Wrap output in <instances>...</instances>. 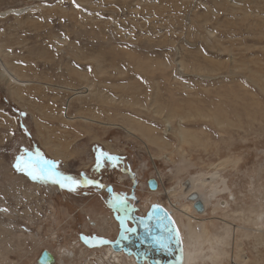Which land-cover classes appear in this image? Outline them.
<instances>
[{"label":"rangeland","instance_id":"obj_1","mask_svg":"<svg viewBox=\"0 0 264 264\" xmlns=\"http://www.w3.org/2000/svg\"><path fill=\"white\" fill-rule=\"evenodd\" d=\"M22 149L80 186L16 171ZM207 173L192 210L229 225L220 264H264V0H0V264H83L103 248L81 235L117 238V197L144 216Z\"/></svg>","mask_w":264,"mask_h":264},{"label":"bare ground","instance_id":"obj_2","mask_svg":"<svg viewBox=\"0 0 264 264\" xmlns=\"http://www.w3.org/2000/svg\"><path fill=\"white\" fill-rule=\"evenodd\" d=\"M230 155H232V154H230ZM225 158H227V156ZM219 160L217 161V164H214V165L211 164V166H207V168L209 167L214 173H218V171H220L221 169L223 170V168H225L226 166L222 165L221 164L222 162H220ZM235 161L236 160H234L232 162H230V161H225V162L227 164H231V166L228 165L231 168L232 165L236 164ZM238 161L239 160L237 159L236 162H238ZM227 164H225V165H227ZM235 166H237V165H235ZM229 169H226V170L228 171ZM211 177L214 178V176L209 175L207 173V175L204 177H201L199 179V181L190 182L189 180H187L185 183L188 182L189 187L186 188L184 186L185 185V183H184L183 184V187H184L183 192H180V190L182 191V189H180L178 191L179 194H177V196L179 195L180 198L186 197V200H188V201H186L183 204L180 203V204H178V206L170 205L171 208L170 207L168 208V206L167 207L165 206L166 210L171 213L172 217L176 221V224L178 226V230L180 232L181 255H180V259L177 260V264H220L221 261H219V259L225 253V248L227 247V245L225 246L226 242L223 240H226V241L228 240L227 238H228V235L230 233H228L227 228H230L229 225L227 224L228 226H225L226 228L221 226V227H219L220 229L217 232L210 233L208 231L207 227L211 223L208 221V225L205 224L204 220H202V218L199 217L200 214H197L200 212H197L193 208V200L188 199V196L191 193H198L196 191L201 189L202 195L204 196V199L206 202V207L210 206V204L212 202V198L215 195L214 191L216 190L217 185L212 184L211 181L206 182V181H203L201 179L202 178L209 179ZM162 206H163V204H162ZM192 209H194V211L197 213H195ZM212 209H213V207H212ZM174 211L178 212V215L180 214L181 218L176 216ZM252 216H253V214H252ZM221 218L219 217V219H221ZM195 222H196V224H194ZM198 224H199V226H198ZM224 224H226V223H224ZM255 224L259 227V230L264 231V216L262 213L259 214V216L256 218ZM195 225L197 228H195ZM234 226H236V225H234ZM238 228H240V227H238ZM258 232H260V231H258ZM101 247L103 248V251H101L99 256H96V252H94V251H88L90 249H84L85 251L84 250L81 251V254L85 258V260H87V261L83 260L84 263L85 264H148V262H146V261H140L139 262L133 253H128L124 249H114L111 246V244H105V245H102ZM182 250H183V252H182ZM228 252H229V249H228ZM62 253L63 254L58 255V258H59V260L57 259L58 261L55 259L56 264H66L67 263V262H65L66 259H68L70 256H71L70 258L75 256V255H73V253H71L69 255L67 253H64V252H62ZM53 254H54V252H53ZM223 257H225V256H223ZM226 258H228V256ZM90 259H93V260L96 259V262L89 261Z\"/></svg>","mask_w":264,"mask_h":264},{"label":"water","instance_id":"obj_3","mask_svg":"<svg viewBox=\"0 0 264 264\" xmlns=\"http://www.w3.org/2000/svg\"><path fill=\"white\" fill-rule=\"evenodd\" d=\"M147 184L151 190H155L158 186L155 178H149ZM184 186L186 188L189 187V183H185ZM188 199L193 200V208L197 212H204L205 206L198 193H191ZM114 210L119 213L117 220L120 224V228L117 238L114 241H110L100 235H81L80 238L84 244L90 247L111 244L114 249H124L128 253H133L139 262L144 261V257H146L152 264L153 260L156 259L172 262L173 252L175 251V247H177L178 250L176 251V255L180 259L181 240L178 226L171 213L168 212L164 206L161 204H152L146 217L137 216L134 212V207L128 205L124 201L123 204H117ZM121 221H123V225ZM128 221L135 223L134 228L127 225ZM177 232L179 233L178 237L176 235ZM160 235L170 240L171 248L167 249L164 257H162L161 254L157 256L155 252L151 254V252L147 251L148 242L151 239H156ZM96 237H102L106 242L102 244L97 243L95 240ZM153 248L156 249L157 245L154 244ZM165 255L167 256L165 257ZM54 262L55 257L48 249H44L37 259V264H53Z\"/></svg>","mask_w":264,"mask_h":264},{"label":"snow or ice","instance_id":"obj_4","mask_svg":"<svg viewBox=\"0 0 264 264\" xmlns=\"http://www.w3.org/2000/svg\"><path fill=\"white\" fill-rule=\"evenodd\" d=\"M75 3V0H73ZM79 7V5H76ZM107 159L113 163L119 160V157L113 156L109 153L97 150L96 167L99 168L103 162V159ZM13 167L16 171L26 174L33 181L51 182L59 185L62 189H68L69 191H75L80 186V181L72 176L64 175L56 169V162L50 161L37 150L35 154L29 153L28 150L22 149L21 153L16 156ZM88 184L97 183L93 180H88ZM115 202L117 204H123V198L117 197ZM0 211H7V209H0ZM123 225V221H121ZM177 237L179 233H176ZM97 243H105L106 241L102 237L95 238ZM87 242V238H86Z\"/></svg>","mask_w":264,"mask_h":264},{"label":"flooded vegetation","instance_id":"obj_5","mask_svg":"<svg viewBox=\"0 0 264 264\" xmlns=\"http://www.w3.org/2000/svg\"><path fill=\"white\" fill-rule=\"evenodd\" d=\"M150 209H151V207H150ZM149 210H148V212H149ZM137 216H139V217H146L147 214H145L144 216H141V215H137ZM149 224H152V223H149ZM129 226H131L132 228H134L135 223H131ZM154 244L157 245V248L156 249L153 248V245ZM170 248H171V246H170V240L167 237H164L162 235L158 236L156 239L155 238L154 239H151L148 242V244H147V251L151 252V254H154V252H155L157 256H159L161 254L162 257H164V254L166 253L167 249H170ZM177 250H178L177 247H175V251L173 252L174 255H173L172 262L165 261L163 259L162 260L156 259V260H153V264H177V260L179 259L178 256L176 255V251ZM166 256L167 255H165V257ZM146 260L148 261V259L146 257H144V261H146ZM150 264H152V263H150Z\"/></svg>","mask_w":264,"mask_h":264}]
</instances>
